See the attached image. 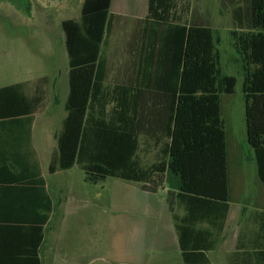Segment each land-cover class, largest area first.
Instances as JSON below:
<instances>
[{"label": "trees", "instance_id": "obj_1", "mask_svg": "<svg viewBox=\"0 0 264 264\" xmlns=\"http://www.w3.org/2000/svg\"><path fill=\"white\" fill-rule=\"evenodd\" d=\"M110 3L83 0L79 20L61 22L69 66L68 94L49 173L74 166L80 158L86 127L95 119L93 97L106 76L101 46L109 27ZM237 11L234 15L238 17ZM188 12L187 1L179 5V0H147L148 60L152 62L154 56L158 63V75L147 80L150 87L170 96L159 101L163 112L159 154L164 158L158 155L146 167L137 160L134 134L139 126L140 87L136 85L125 131L109 128L97 162L84 163L87 181L121 171L149 192L164 187L167 175L172 177L173 188L165 200L185 256L212 249L215 233L223 229L229 207V178L219 96L232 93L236 84V77L220 67L215 31L207 25L189 23ZM247 20L246 31L233 30L231 34L243 60L246 141L254 153L257 176L264 184V0H247ZM37 104L38 97L29 96L21 83L0 87L3 136L15 134L13 127L21 126L22 118L31 115ZM13 146V141L0 140V264H41L39 249L52 201L38 169L20 161L21 154ZM175 205L182 209V215L175 213ZM201 223L211 229L197 227Z\"/></svg>", "mask_w": 264, "mask_h": 264}, {"label": "rangeland", "instance_id": "obj_2", "mask_svg": "<svg viewBox=\"0 0 264 264\" xmlns=\"http://www.w3.org/2000/svg\"><path fill=\"white\" fill-rule=\"evenodd\" d=\"M183 1L189 3L186 14L189 23L213 28L219 39L216 49L220 67L224 73L236 77L233 92L219 96L230 209L241 206L230 217L227 232L230 237L236 221L242 218L241 212L254 210L256 205L264 206V184L257 176L254 153L246 141L245 101L241 90L243 60L235 50L231 34L233 30L242 33L248 29L247 0H179V5ZM82 2L0 0V87L21 83L29 96L38 97L28 135L47 192L55 203L43 232L49 241L41 251L42 264H84L88 258H98L94 264H129L127 255L139 249L129 239H150L153 231L165 229V246L174 248V239H168L167 211L162 209L166 205L165 194L173 188L172 177H166V191L159 189L156 194H150L121 171H113L94 182L87 181L84 163L97 162L101 141L109 136V128L125 131L127 127L126 98L133 85L121 72L133 65L135 56L126 52L123 43L139 40L140 18L147 11V0H111L107 40L101 46L106 76L93 97L95 119L86 127L80 153L84 162L77 158L70 169L47 174L68 94L69 66L61 22L79 20ZM134 136L137 160L146 167L148 160L139 148L141 133L138 131ZM159 156L164 158V154Z\"/></svg>", "mask_w": 264, "mask_h": 264}, {"label": "crops", "instance_id": "obj_3", "mask_svg": "<svg viewBox=\"0 0 264 264\" xmlns=\"http://www.w3.org/2000/svg\"><path fill=\"white\" fill-rule=\"evenodd\" d=\"M146 13L147 11L144 13V17L140 18L142 24L139 26V40L134 41L130 39L123 43L124 49H126L125 46L127 47L126 52H131L135 56L134 59L133 56H131L130 59H133L135 61L133 62V65L128 66V68L122 71L121 74L127 77L126 81L128 83H131V85H133L132 89L136 85L140 87V91L138 93L139 108L137 110L139 124L138 131L141 133L142 137L140 140L139 148L141 149L142 153H145L146 159L148 160L147 166H149L157 160L158 155L162 150L161 127L163 124V112L159 101L164 98H170V96L167 97L166 93L160 92L155 88L150 87L148 84V77L155 78L158 75V63L154 56H152V62H149L148 60L149 51L146 48L145 38L148 28L147 22L145 21ZM105 36L106 37L104 39V42L107 40V33ZM132 97L133 90H131L129 96L126 98V100L129 101L128 109H126L128 115L131 110ZM33 114L34 112L31 115L22 118L23 123L21 126L13 127L14 130L12 129V132H15V134L13 135L10 134L9 136H3V131L2 129H0V140L13 141L15 144V146H13L14 149L21 154L22 159L20 161L27 164V167L31 166L29 167L31 169H33L34 167L38 169L40 176L45 183V192L52 201L53 209L55 203L50 197V194L47 192L46 180L42 174L40 164L38 163L39 161L33 155L32 142L28 135L32 127V125H30V122ZM56 172L49 173L47 167L48 175H54ZM159 189H164L166 191L167 187H161ZM145 192L156 194L158 191ZM162 206L163 204L161 205V208ZM164 206L165 207H163L162 209L164 210V212L167 211V217L169 220V224L167 223V233H169L168 239H174V248L171 250V246H169L170 249L168 246H165V239H167L165 238L164 234L165 229L160 231H153L152 237L150 239H129L131 241L133 240L136 244L139 245V249H137L136 252L127 255L126 259H128L129 264H136L135 261L137 263L139 262L138 264H264V206L256 205L254 207V210H251L249 212L244 210L243 213L241 212L240 215H242V218L238 219L240 223L238 222V220L236 221L233 233L229 237L227 235V232L230 217L236 209L239 210L241 207L240 205H237L230 209L229 204L223 229L219 233H215L214 247L210 250L202 251L198 254L188 253L186 256L183 255L179 246V235L172 219V211L169 209L167 202ZM174 211L179 216L183 214L182 209L177 208L176 205L174 206ZM160 213H162V211ZM157 215H159V212H157ZM46 224L44 225V229L46 227ZM197 227L205 229L210 228V226L206 223L198 224ZM48 241L49 239L46 240V237L43 233V242L39 249L41 264V251L43 248H45V244H48ZM165 249H167V251L169 252L166 251L165 253ZM96 259L98 258H88L84 264H94Z\"/></svg>", "mask_w": 264, "mask_h": 264}, {"label": "flooded vegetation", "instance_id": "obj_4", "mask_svg": "<svg viewBox=\"0 0 264 264\" xmlns=\"http://www.w3.org/2000/svg\"><path fill=\"white\" fill-rule=\"evenodd\" d=\"M23 1H26V0H23Z\"/></svg>", "mask_w": 264, "mask_h": 264}]
</instances>
